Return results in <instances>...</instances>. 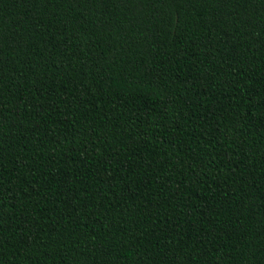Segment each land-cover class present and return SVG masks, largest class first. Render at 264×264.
<instances>
[{"label": "trees", "instance_id": "1", "mask_svg": "<svg viewBox=\"0 0 264 264\" xmlns=\"http://www.w3.org/2000/svg\"><path fill=\"white\" fill-rule=\"evenodd\" d=\"M0 264H264V0H0Z\"/></svg>", "mask_w": 264, "mask_h": 264}]
</instances>
